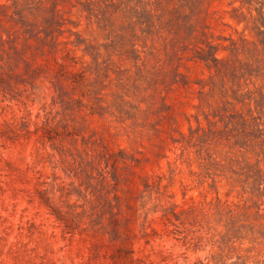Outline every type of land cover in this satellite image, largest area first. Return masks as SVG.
<instances>
[{
  "label": "rangeland",
  "instance_id": "1",
  "mask_svg": "<svg viewBox=\"0 0 264 264\" xmlns=\"http://www.w3.org/2000/svg\"><path fill=\"white\" fill-rule=\"evenodd\" d=\"M0 264H264V0H0Z\"/></svg>",
  "mask_w": 264,
  "mask_h": 264
}]
</instances>
